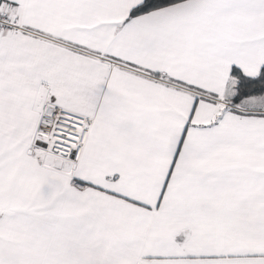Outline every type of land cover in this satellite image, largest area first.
I'll return each mask as SVG.
<instances>
[{"label":"crops","instance_id":"0c3cea01","mask_svg":"<svg viewBox=\"0 0 264 264\" xmlns=\"http://www.w3.org/2000/svg\"><path fill=\"white\" fill-rule=\"evenodd\" d=\"M139 1L0 0V218L69 220L49 264H264V105L221 98L264 64V0ZM46 99L94 117L76 163L29 149Z\"/></svg>","mask_w":264,"mask_h":264},{"label":"rangeland","instance_id":"374dc122","mask_svg":"<svg viewBox=\"0 0 264 264\" xmlns=\"http://www.w3.org/2000/svg\"><path fill=\"white\" fill-rule=\"evenodd\" d=\"M223 101L227 103L226 100ZM235 104L238 106H262L264 105V91L260 94L244 96L236 101ZM43 159V162L47 161L49 164L55 163L56 165L60 166L63 163L61 160L52 159L48 156ZM83 184L88 186L87 183ZM101 194V192L96 194L90 190H85L79 194H76L75 200L85 203L90 202L103 205L104 207H102L101 210L104 212L105 217L104 226L107 227L110 225L109 217L112 215V212L120 211L121 209L114 208L116 205L111 204L113 201H111L109 197L101 196ZM80 210L82 212L87 209L84 207ZM11 218L14 222L7 221L5 216L0 218V264H19V262L21 264H38L40 261L41 252L43 251H46L45 253H47V256L43 257L42 255V257L45 258V260L48 262L47 264H49L51 262V251L58 249L65 250L66 247L70 246L69 243L71 240L69 237L71 236V231L68 233L69 228L64 223L69 222V220H65L63 222L62 219H59L57 224L50 223L37 225L27 220L21 221L19 218L14 219V216ZM96 229H98L97 226ZM16 231L20 232L19 239L14 238L18 237ZM101 236L102 237L99 239V241L104 245H107V247L117 246V244H114L113 233ZM39 247H42V249H39ZM30 248L34 249L31 250ZM53 259H55L57 264L62 261L64 263L66 262L65 256H59L58 254L56 257H53Z\"/></svg>","mask_w":264,"mask_h":264},{"label":"built area","instance_id":"2783aa9c","mask_svg":"<svg viewBox=\"0 0 264 264\" xmlns=\"http://www.w3.org/2000/svg\"><path fill=\"white\" fill-rule=\"evenodd\" d=\"M0 29L17 31L22 27L13 14L0 7ZM93 120L91 114L79 113L46 99L37 116L29 149L42 156L39 157L42 162L48 156L76 163Z\"/></svg>","mask_w":264,"mask_h":264},{"label":"trees","instance_id":"16d2710c","mask_svg":"<svg viewBox=\"0 0 264 264\" xmlns=\"http://www.w3.org/2000/svg\"><path fill=\"white\" fill-rule=\"evenodd\" d=\"M185 0H140L133 5L127 17L149 12L151 10L172 5ZM154 73V72H152ZM155 75H159L155 72ZM264 91V64L260 66L255 75L243 74L236 66H231L225 83V92L222 96L229 104H234L240 98L251 94H260ZM242 113V111H240ZM245 112V111H244ZM79 182L87 183L85 180L77 179Z\"/></svg>","mask_w":264,"mask_h":264}]
</instances>
